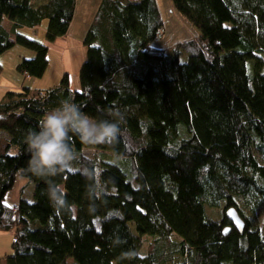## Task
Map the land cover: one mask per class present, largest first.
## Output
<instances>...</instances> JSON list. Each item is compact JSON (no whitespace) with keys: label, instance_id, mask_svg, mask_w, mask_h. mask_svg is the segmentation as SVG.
<instances>
[{"label":"trees","instance_id":"16d2710c","mask_svg":"<svg viewBox=\"0 0 264 264\" xmlns=\"http://www.w3.org/2000/svg\"><path fill=\"white\" fill-rule=\"evenodd\" d=\"M171 1L197 38L166 51L154 44L164 26L156 0H101L83 38L78 88L64 72L48 89L0 99V231L15 238L6 264H264V0ZM74 4L0 0V54L33 50L16 68L42 76L48 46L16 30L47 19L52 42L66 33ZM64 101L96 120L118 110L124 122L112 145L70 134L78 157L50 178L67 199L58 210L49 181L26 171L24 141ZM84 147L120 159L90 158ZM86 172L99 176L100 190ZM18 174L34 183L32 199L9 204ZM141 235L155 238L145 254Z\"/></svg>","mask_w":264,"mask_h":264},{"label":"clouds","instance_id":"9594fccd","mask_svg":"<svg viewBox=\"0 0 264 264\" xmlns=\"http://www.w3.org/2000/svg\"><path fill=\"white\" fill-rule=\"evenodd\" d=\"M111 114L113 119L96 120L84 114L75 103L64 101L46 113L38 130L27 133L24 142L30 158L26 171L49 181L47 195L54 208L67 207L65 193L50 178L63 173L77 159L70 134L86 145L115 144L122 135L124 118L118 110ZM86 175L93 181L89 188L100 190L102 184L99 176L89 172Z\"/></svg>","mask_w":264,"mask_h":264},{"label":"rangeland","instance_id":"374dc122","mask_svg":"<svg viewBox=\"0 0 264 264\" xmlns=\"http://www.w3.org/2000/svg\"><path fill=\"white\" fill-rule=\"evenodd\" d=\"M157 5L164 22V26H163V32L160 35H158L157 40L154 42L155 45L161 46L165 48L166 51H169L171 48H173V46H175V44L179 42H183L188 39L198 37V33H199L198 28L192 25L188 20H186L173 7L171 0H157ZM43 21L47 22V19H44ZM37 33L39 35H33L32 32L30 33L28 31H24L23 35L29 37L31 36L35 40L42 42L40 40L42 38L43 32L38 31ZM82 46H83V50L79 45L72 46L68 50L67 55L66 54L61 55L60 54L61 51L60 53H56L51 49L49 55H47V59L49 60V62L43 75L40 77L24 75V76H29L25 78L26 80H29V78L32 77L31 78L32 82L30 84H25V87H29L31 89H42V90L48 89L49 87L57 85L63 73L69 71L68 74H69L71 87L78 88V69L80 64L83 62V60L86 57V48L83 44ZM29 51H33V50L29 49ZM186 54L187 53L185 51H181V56H180L181 61L186 60L187 57ZM28 57L26 56V58ZM66 68H68L67 69L68 71L66 70ZM34 81L38 82L39 84L37 85L38 87L32 85ZM81 151L85 156L90 158L97 157L98 156L97 153H99V156L107 159L110 162L120 159V156L117 154L108 151L95 150L89 147H84L82 148ZM33 187H34V183L32 181L28 180L27 178L19 174L16 175L14 186L7 192L6 202L9 204H13L17 202L20 197H25L31 200L32 199L31 192H33ZM216 212L219 216L220 211L216 210ZM132 230L134 231L133 226H132ZM153 240H155V238L150 235H141V244H142L140 250L141 254H145L146 252H148V250L150 249V244ZM11 248L12 245L10 242V249ZM3 258L4 257H2L1 259Z\"/></svg>","mask_w":264,"mask_h":264},{"label":"crops","instance_id":"0c3cea01","mask_svg":"<svg viewBox=\"0 0 264 264\" xmlns=\"http://www.w3.org/2000/svg\"><path fill=\"white\" fill-rule=\"evenodd\" d=\"M43 0H32V3L35 5L42 2ZM101 0H75L74 11L72 19L68 25V29L64 35L58 36L52 42H48L45 39V29L47 22L43 21L36 26H21L17 28L18 33H24V31L32 32L33 35H39L37 32L42 31V38L40 41L45 43L48 46V54L50 50L60 53L61 55L66 54L72 46L79 45L83 50V38L85 33L91 24L96 10L100 4ZM157 2V0H156ZM3 24L10 25L11 23L7 20H3ZM38 30V31H37ZM22 33V34H23ZM31 37V36H30ZM34 51H29L24 46L14 45L11 48L7 49L0 54V99L7 91H17L22 87H25V84H30L32 82V77L29 80H26V77L17 70V64L23 57H32ZM49 62V60H48ZM48 65V64H47ZM66 67V66H65ZM68 68H66L67 70ZM68 71V70H67ZM69 72V71H68ZM67 72V73H68ZM35 87H38V82L34 81L32 84ZM1 136L3 133H1ZM0 264H6L4 258L1 259L4 255L11 253L12 248L10 249V242H12L13 232L12 231H0ZM12 244V243H11ZM3 262V263H2Z\"/></svg>","mask_w":264,"mask_h":264},{"label":"water","instance_id":"95a60500","mask_svg":"<svg viewBox=\"0 0 264 264\" xmlns=\"http://www.w3.org/2000/svg\"><path fill=\"white\" fill-rule=\"evenodd\" d=\"M227 217L231 220L232 225L241 232L244 228V221L239 215V213L236 211L234 207H229L226 210ZM230 230V226H226L223 230L224 233H227Z\"/></svg>","mask_w":264,"mask_h":264},{"label":"built area","instance_id":"2783aa9c","mask_svg":"<svg viewBox=\"0 0 264 264\" xmlns=\"http://www.w3.org/2000/svg\"><path fill=\"white\" fill-rule=\"evenodd\" d=\"M13 241H15V238H13Z\"/></svg>","mask_w":264,"mask_h":264}]
</instances>
